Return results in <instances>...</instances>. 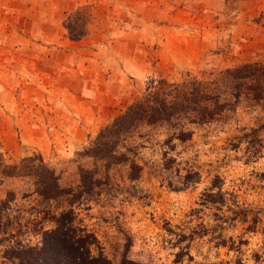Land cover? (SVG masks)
Returning <instances> with one entry per match:
<instances>
[{
  "label": "rangeland",
  "instance_id": "rangeland-1",
  "mask_svg": "<svg viewBox=\"0 0 264 264\" xmlns=\"http://www.w3.org/2000/svg\"><path fill=\"white\" fill-rule=\"evenodd\" d=\"M79 6L92 19L87 35L74 41L64 21ZM255 61H264V0H0V152L9 163L39 152L64 187H76L80 167L91 165L80 153L152 77L212 78ZM89 68H98L95 89ZM263 119L264 106L243 102L224 124L197 127L191 140L176 141L168 156L182 174L199 173L182 190L156 175L165 136L156 131L141 150L147 165L140 180L119 171L120 192L75 206L98 240L94 253L112 264L126 253L141 264H264V145L251 155L241 139ZM213 182L224 204L202 203L205 193L220 192ZM29 185L0 182V205L12 190L25 220L53 227L35 212V197H22ZM236 204L260 217L255 230H248L252 213L247 221L231 219ZM26 238L35 244L41 235Z\"/></svg>",
  "mask_w": 264,
  "mask_h": 264
},
{
  "label": "trees",
  "instance_id": "trees-1",
  "mask_svg": "<svg viewBox=\"0 0 264 264\" xmlns=\"http://www.w3.org/2000/svg\"><path fill=\"white\" fill-rule=\"evenodd\" d=\"M91 19L92 12L87 6L73 10L64 21L70 39L78 41L86 36ZM243 102L264 106V61L228 67L212 78L194 74H186L181 80H170L162 75L152 77L142 96L106 124L80 153L82 158L91 161V165L80 167L76 187H64L59 174L39 152L13 163L0 152V182L7 178L27 181L30 187L22 197H35L38 204L34 207L35 212L53 222L51 228H36L40 222L25 220L20 206L15 204L16 192L9 191L0 205L2 263L112 264L101 251L94 253L98 240L82 224L75 206L106 193L120 192L119 184L114 181L119 171H123V177L130 182L140 180L147 165L141 159V150L158 130H163L165 136L160 143L164 151L156 175L175 190L196 184L199 173L188 169L182 174L176 158L168 156L169 150H175L176 141L191 140L197 127L224 124ZM262 132L264 119L241 137L251 155L258 154L264 145ZM212 187H218L220 192L205 193L202 203L224 204L226 198L221 186L213 182ZM235 206L237 209H232L234 216L231 219L247 221L252 213L253 223L248 230H255L260 217L252 210ZM32 231L41 235L35 244L26 238ZM222 243L226 245L225 241ZM231 247L235 246L232 244ZM256 259L260 260V255ZM121 264L141 263L126 253Z\"/></svg>",
  "mask_w": 264,
  "mask_h": 264
},
{
  "label": "crops",
  "instance_id": "crops-1",
  "mask_svg": "<svg viewBox=\"0 0 264 264\" xmlns=\"http://www.w3.org/2000/svg\"><path fill=\"white\" fill-rule=\"evenodd\" d=\"M80 69H82V68H77L76 69V71H77V73L79 72V70ZM83 69H85V68H83ZM90 70H89V72L92 74V77L90 78V80H89V85H90V87L91 88H93L94 87V89L96 88V83L98 82V80H99V78H98V73H97V71H98V68H89ZM80 72H82V70H80ZM100 73V72H99ZM89 86H88V88H90ZM81 98H84L83 96H81ZM87 102H85L87 105H88V103L89 104H92L93 102H92V100H86ZM88 106H90V105H88ZM92 106V105H91ZM90 106V107H91Z\"/></svg>",
  "mask_w": 264,
  "mask_h": 264
}]
</instances>
